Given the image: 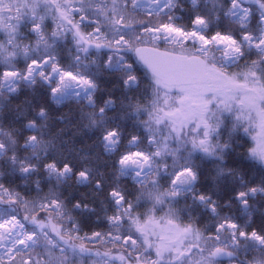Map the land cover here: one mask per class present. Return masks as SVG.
<instances>
[{"label":"snow or ice","instance_id":"1","mask_svg":"<svg viewBox=\"0 0 264 264\" xmlns=\"http://www.w3.org/2000/svg\"><path fill=\"white\" fill-rule=\"evenodd\" d=\"M0 264H264V0H0Z\"/></svg>","mask_w":264,"mask_h":264}]
</instances>
